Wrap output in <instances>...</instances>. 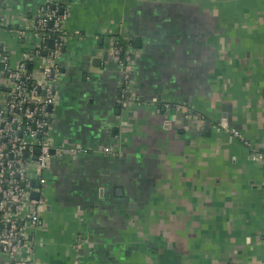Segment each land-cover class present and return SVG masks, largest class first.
Returning <instances> with one entry per match:
<instances>
[{
  "label": "crops",
  "instance_id": "0c3cea01",
  "mask_svg": "<svg viewBox=\"0 0 264 264\" xmlns=\"http://www.w3.org/2000/svg\"><path fill=\"white\" fill-rule=\"evenodd\" d=\"M45 1H5L13 65ZM53 1L68 18L50 136L88 151L50 161L33 264H264V0ZM115 35L136 50L128 109L111 56L92 63ZM5 84L0 67V104Z\"/></svg>",
  "mask_w": 264,
  "mask_h": 264
},
{
  "label": "built area",
  "instance_id": "2783aa9c",
  "mask_svg": "<svg viewBox=\"0 0 264 264\" xmlns=\"http://www.w3.org/2000/svg\"><path fill=\"white\" fill-rule=\"evenodd\" d=\"M59 7V3L47 0L38 8L30 28L37 41L17 64H12L10 50L2 48L0 41V67L6 82L0 104V256H7L8 264H33L31 257L36 239L29 231L39 226L47 207L43 187L53 156H75L88 151L81 145L55 147L50 136L53 114L50 106L57 103L61 73L58 59L67 34L68 15L61 13ZM14 31L17 36L26 33L24 29ZM51 37L54 44L49 47L46 40ZM123 50L119 35L111 37L109 54L122 74L119 102L128 109L140 102L132 77L136 50L131 44ZM40 60L42 73L37 75L29 64L34 62L40 66ZM163 106L172 112L173 118L176 112H188L182 101L166 102ZM120 122L127 124L124 119ZM222 127L235 136L240 135L225 124ZM101 151L120 153L113 146H104ZM252 156L254 160L262 158L260 152ZM35 191L39 192L37 198L32 196Z\"/></svg>",
  "mask_w": 264,
  "mask_h": 264
},
{
  "label": "water",
  "instance_id": "95a60500",
  "mask_svg": "<svg viewBox=\"0 0 264 264\" xmlns=\"http://www.w3.org/2000/svg\"><path fill=\"white\" fill-rule=\"evenodd\" d=\"M5 1L6 0H2L0 2V12L2 11L3 8L6 7V2ZM50 25H52V22H50ZM102 40H104V38ZM105 41H106V51L104 52V55H103L102 58H98V57H94L93 58L92 63H93L94 66H98V65H96V62H99V61H102V60H107L108 57L110 56V54H109L110 38L109 37L105 38ZM52 45H53V39H51L50 42H49V46H52ZM50 109L53 110V106H50ZM130 115H131V113H130ZM175 116H176V118H172V123H177V124L185 123V124H188L189 118H187L186 117L187 115L184 114L183 112H176ZM194 120L197 122L198 121L197 117H194ZM207 128H209V125H207ZM207 134H208V132H207ZM52 151L54 152V150H52ZM36 185L40 186L39 183H37ZM32 196L37 198L39 196V192H37V191L33 192Z\"/></svg>",
  "mask_w": 264,
  "mask_h": 264
},
{
  "label": "trees",
  "instance_id": "16d2710c",
  "mask_svg": "<svg viewBox=\"0 0 264 264\" xmlns=\"http://www.w3.org/2000/svg\"><path fill=\"white\" fill-rule=\"evenodd\" d=\"M119 38H120V44L124 47V50H125V48H126V46L128 45V44H130V43H128V41L125 39V38H123V37H121V36H119ZM51 39H53V44H54V38H49V39H47L46 40V44L49 46V42H50V40ZM53 46V45H52ZM49 47H51V46H49ZM123 50V51H124Z\"/></svg>",
  "mask_w": 264,
  "mask_h": 264
}]
</instances>
